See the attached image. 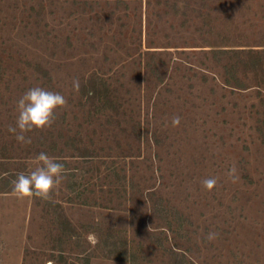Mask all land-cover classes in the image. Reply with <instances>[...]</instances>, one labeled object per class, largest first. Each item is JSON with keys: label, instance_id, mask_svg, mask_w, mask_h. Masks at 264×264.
I'll return each mask as SVG.
<instances>
[{"label": "rangeland", "instance_id": "1", "mask_svg": "<svg viewBox=\"0 0 264 264\" xmlns=\"http://www.w3.org/2000/svg\"><path fill=\"white\" fill-rule=\"evenodd\" d=\"M250 49H264V0H0V264H264ZM37 86L68 105L21 144L8 126ZM40 152L67 177L50 201L17 199L10 181Z\"/></svg>", "mask_w": 264, "mask_h": 264}, {"label": "clouds", "instance_id": "2", "mask_svg": "<svg viewBox=\"0 0 264 264\" xmlns=\"http://www.w3.org/2000/svg\"><path fill=\"white\" fill-rule=\"evenodd\" d=\"M72 87L75 92L80 91V80L74 78ZM67 98L60 92L47 90L43 87H32L28 89L16 102L18 113L15 124L8 126V131L14 134L15 140L21 144H31V137L27 133L33 130H44L51 128L55 122L57 109L66 108ZM180 117L174 116L171 120L172 127H178ZM36 167L27 174L20 172L10 181L12 194L20 200L40 199L50 201L55 191L66 179L68 170L63 162L45 152H40L36 157ZM232 183L238 182L237 168L233 164L227 172ZM215 177L206 178L202 181V187L211 191L217 185ZM151 227V226H150ZM149 227V229H150ZM218 233L210 231L205 239L214 241Z\"/></svg>", "mask_w": 264, "mask_h": 264}, {"label": "trees", "instance_id": "3", "mask_svg": "<svg viewBox=\"0 0 264 264\" xmlns=\"http://www.w3.org/2000/svg\"><path fill=\"white\" fill-rule=\"evenodd\" d=\"M238 53L239 52H236L237 55H238ZM244 53L247 54L249 59L244 61L243 65L246 68L252 69V71H253V73L255 74L256 77H258L261 74H263V77H264V49H263V52H261V53L256 52L255 49H250L248 52L245 51ZM262 82L264 83V79H263ZM88 85L90 87L88 89L87 95L88 96L92 95V96H90L92 98L97 97L98 96V92L96 90L97 86H96L95 82L91 80V81L88 82ZM237 86L241 88V87H244L246 85L244 83H242V82H238ZM78 151L80 152V153H78V156L87 157V156L90 155L86 148H78ZM2 179L5 180L6 178H4V176H2V177L0 176V181ZM66 223L69 224L68 220L66 221ZM177 255H179V254H177ZM181 256L184 257L183 255H181ZM117 258L119 260H123L125 257L122 254H119L117 256Z\"/></svg>", "mask_w": 264, "mask_h": 264}]
</instances>
